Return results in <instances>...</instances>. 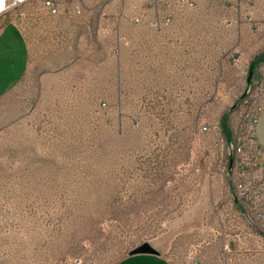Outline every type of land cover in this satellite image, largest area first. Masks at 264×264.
Wrapping results in <instances>:
<instances>
[{"label":"rangeland","instance_id":"rangeland-1","mask_svg":"<svg viewBox=\"0 0 264 264\" xmlns=\"http://www.w3.org/2000/svg\"><path fill=\"white\" fill-rule=\"evenodd\" d=\"M52 1L56 15L34 0L8 17L29 66L0 98V264H116L146 243L173 264H264V246L225 249L253 230L227 170L264 47L114 80L107 29L123 3ZM255 130L264 150V116Z\"/></svg>","mask_w":264,"mask_h":264},{"label":"crops","instance_id":"crops-1","mask_svg":"<svg viewBox=\"0 0 264 264\" xmlns=\"http://www.w3.org/2000/svg\"><path fill=\"white\" fill-rule=\"evenodd\" d=\"M111 1L123 3L114 14L117 23L107 29V64L114 74L116 71L114 80L119 79L120 66L125 74L133 71L127 66H138L136 72L142 80L141 74H150L153 68L156 73L157 66L163 64H194L195 50L200 48L264 47V0ZM134 1L139 4L131 10L129 2ZM135 19L140 23L135 24ZM28 66V41L15 22L7 21L0 30V98L22 80ZM263 116L264 112L260 118ZM236 214L241 216L238 208ZM227 244L232 251L253 253L264 246V240L245 228L239 238ZM116 264L173 263L160 254L127 256Z\"/></svg>","mask_w":264,"mask_h":264},{"label":"built area","instance_id":"built-area-1","mask_svg":"<svg viewBox=\"0 0 264 264\" xmlns=\"http://www.w3.org/2000/svg\"><path fill=\"white\" fill-rule=\"evenodd\" d=\"M34 0H2L0 3V30L9 21L15 8ZM45 7L56 15L58 9L52 0H44ZM78 13H81L78 10ZM11 21V20H10ZM139 24L140 20H133ZM253 103L257 113L249 118L244 128V136L239 138V145H231L229 178L235 183V202L252 232L264 238V152L256 139V124L264 112V71L257 72L252 86ZM225 249L231 252L229 244Z\"/></svg>","mask_w":264,"mask_h":264},{"label":"trees","instance_id":"trees-1","mask_svg":"<svg viewBox=\"0 0 264 264\" xmlns=\"http://www.w3.org/2000/svg\"><path fill=\"white\" fill-rule=\"evenodd\" d=\"M260 63H264V54L255 59V61L253 63L254 67H256ZM221 128H222V131L226 137V140L228 142H231L233 139V134H232V131H231L229 123H228V117L225 116L223 118L222 123H221Z\"/></svg>","mask_w":264,"mask_h":264},{"label":"water","instance_id":"water-1","mask_svg":"<svg viewBox=\"0 0 264 264\" xmlns=\"http://www.w3.org/2000/svg\"><path fill=\"white\" fill-rule=\"evenodd\" d=\"M138 255H154L160 256V252L156 250L151 244H142L141 246L132 250L129 256H138Z\"/></svg>","mask_w":264,"mask_h":264},{"label":"snow or ice","instance_id":"snow-or-ice-1","mask_svg":"<svg viewBox=\"0 0 264 264\" xmlns=\"http://www.w3.org/2000/svg\"><path fill=\"white\" fill-rule=\"evenodd\" d=\"M0 3H2V0H0Z\"/></svg>","mask_w":264,"mask_h":264},{"label":"bare ground","instance_id":"bare-ground-1","mask_svg":"<svg viewBox=\"0 0 264 264\" xmlns=\"http://www.w3.org/2000/svg\"><path fill=\"white\" fill-rule=\"evenodd\" d=\"M236 145H239V142H238V144H236Z\"/></svg>","mask_w":264,"mask_h":264}]
</instances>
